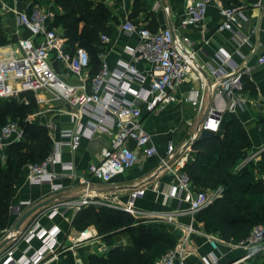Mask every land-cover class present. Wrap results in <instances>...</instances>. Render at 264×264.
I'll list each match as a JSON object with an SVG mask.
<instances>
[{"label":"built area","instance_id":"obj_1","mask_svg":"<svg viewBox=\"0 0 264 264\" xmlns=\"http://www.w3.org/2000/svg\"><path fill=\"white\" fill-rule=\"evenodd\" d=\"M186 1L187 9L179 22L181 27L202 23L209 6L214 2L218 3L223 18L221 28L233 29L236 20L247 18L242 11L243 5L227 6L221 0ZM263 3L264 0L256 2ZM160 6L161 0H153L155 9ZM53 18L54 14L38 2L19 12L20 23L31 31L32 36L18 37L15 42L0 45V97H14L28 103L25 93L32 92L38 103L61 101L70 108L78 127L61 129L58 135L52 136L53 148L50 154L41 162L29 163L25 167L26 180L31 185L49 184L53 194L64 190V181L68 180L72 186H81V192L70 198L55 197L49 206L36 211V218L24 231L9 227L1 230L0 243L10 239L0 249V264H47L59 259L60 254L67 251L72 252L76 258L82 244L97 240L100 241H97L95 251L98 254L108 252L110 246L101 235L92 233L89 227L69 233L67 243H62L63 228L55 221L56 218L62 217L71 223L75 214L89 205L123 210L137 218L151 217L166 223L175 222L184 213L195 215L220 196L223 187L213 191L193 190L190 175L182 170L183 167L180 169L173 164L180 152L173 141L168 143L166 153L160 157L159 170L176 173V183L165 193L164 200L167 203L171 198L177 199L174 210L147 211L139 208L137 200L144 196V186L131 190L129 198L124 200L117 190L103 191L97 184L111 182L115 176L132 168L141 156L159 155V147L152 133L143 127L144 112L153 114L180 100L199 107L203 100L201 90L208 86L209 81H212L214 91L229 100L232 112L235 113L237 107L243 108L248 102L243 76L252 67L240 68L233 55L224 48H220L217 54L220 63L199 65L194 43L187 36L177 37L174 25L152 30L132 23L124 24L126 30L138 31L141 38L136 47L128 49L135 62L120 61L111 70L103 59L100 70L91 76L89 51L84 46L69 48L63 32L50 27ZM235 33L240 40H246L239 30ZM110 40L108 34H101L102 43L108 44ZM103 55L101 53L100 58ZM140 58L150 65L147 72L138 68L136 61ZM55 64L66 67L78 81L67 80ZM258 64L264 65V54L258 57ZM191 74L199 82V88L181 95L179 88ZM134 82L138 83L137 88L133 86ZM128 94L132 98H128ZM83 117L88 121L82 122ZM27 119L33 122L34 115ZM186 124L193 126L191 120H186ZM48 126L53 127L52 123ZM221 126V112L211 105L196 130L190 132L187 142L200 137L204 129L219 132ZM102 133H108L110 141L102 150L100 162L91 163L85 170H80L72 161L62 159L63 147L76 150L85 136L92 139ZM23 137L24 129L18 121L9 120L2 127L0 154L3 159L6 158L5 149L8 144L20 141ZM189 153L188 148L183 152V158H187ZM185 202L187 206H184ZM33 206L32 200H24L13 206V209L23 215ZM44 217L52 222L49 226L42 223ZM185 229L187 234L158 259V264H187V241L194 229L191 224L186 225ZM207 237L213 248L218 249L221 237L213 233L207 234ZM35 240H39V243L35 244ZM232 245L245 251V258L263 252L264 224L254 226L247 238ZM218 261L219 257L212 252L207 264H216Z\"/></svg>","mask_w":264,"mask_h":264},{"label":"crops","instance_id":"obj_2","mask_svg":"<svg viewBox=\"0 0 264 264\" xmlns=\"http://www.w3.org/2000/svg\"><path fill=\"white\" fill-rule=\"evenodd\" d=\"M101 1L108 5L115 16L113 23H111L112 34L109 35L111 40L103 52V58H101L102 61L104 59L108 63L111 70H114L120 61L135 62V59L129 55L128 49L136 47L141 38L138 31L126 30L124 28L126 23L151 29L155 27L157 30L170 27L171 25L176 26L175 34L177 37L187 36L194 43V47L197 50L196 60L199 65H204L208 62L220 63L221 59H219L217 54L220 48H224L233 55L235 63L240 68L252 67L251 71L245 75L248 82L256 86V94H253L249 89L245 90L248 102L243 108L237 107L235 114L243 122L253 145L249 149L247 156L238 161L236 168H242L253 162L257 166V177L264 179V160L262 157L264 136L261 133V124L259 122L260 117L264 114V65L258 64V57L264 54V3L256 4V2L252 3L242 0V11L247 18H239L234 22L233 29H230L220 27L223 18L216 2L209 6L207 16L202 23L181 27L179 22L187 9L186 0H161V6L157 9L153 7V0ZM224 1L221 0L223 4H225ZM29 6L30 3L24 0H0V22L6 27L9 26L10 29L7 32L11 36H32L31 31L19 21V12ZM43 6L53 13L54 16L57 13V9L53 5L43 4ZM238 30L245 36V41L237 37L235 32ZM136 64L143 72H147L150 67L148 62L142 58L138 59ZM55 65L57 70L67 80L70 82L78 81L66 67L59 64ZM133 86L137 88L138 83L134 82ZM196 88H199V82L191 74L182 82L179 92L181 95H186ZM201 93L203 100L199 107H194L191 103L180 100L153 114L144 112L143 127L152 133L153 139L159 147V155L152 157L141 156L132 168L118 174L111 182L97 184L100 190H117L120 197L127 200L131 190L144 186L146 187V192L144 196L137 200L139 208L147 211L174 210L178 203L177 199L171 198L167 203L164 200L165 193L170 186L176 183V173L159 170L160 157L166 153L168 143L173 141L179 151H181L187 142L190 132L196 130L211 105L216 106L222 115V126L219 132L223 130L225 124L234 113L230 110L229 100L214 91L212 81H209L208 86L201 90ZM128 98H132V95L128 94ZM38 105L39 109L31 114L34 115L33 121L46 125L51 132V136L58 135L61 129L78 127L77 120L73 119L70 108L64 102L47 101L38 103ZM186 120H191L193 126L189 127L186 124ZM87 121V118H82V122ZM49 123H52V128L48 126ZM109 141L110 135L108 133L96 134L92 139L85 136L81 146L76 150L63 147L62 159L64 161H72L78 169L85 170L91 163L101 161L102 150L108 146ZM189 149L191 150V147ZM183 157L184 155H180L173 161V164L180 169L188 158ZM180 160L182 163H180ZM64 183L66 188L57 194H53L50 191L49 184H29L26 180V170L24 168L15 184L7 228L16 229V225L22 215L16 213L13 206H17L24 200H32L35 206L46 200H51L52 202L55 197L70 198L80 194L81 186L77 184L72 186L68 180H65ZM193 190L198 189L193 185ZM205 190L213 191L215 189ZM51 202L47 205L49 206ZM187 205L188 203L185 202L184 206ZM37 214L38 212L31 214L22 223L20 229L16 230L24 231L34 221ZM195 215L184 213L179 215L175 222L168 223V227L176 237L177 243L187 234L186 225H193L194 231L191 232L187 241L189 246L187 264H207L209 255L212 252L219 257V261L216 264H264V251L245 258V251L235 248L232 245V241L223 239L219 233L207 231L204 224L199 222ZM41 221L48 226L52 223L45 217ZM55 221L63 228V233L61 234L62 243L66 244L67 235L72 232L75 233L76 229L72 226V222L70 223L62 217L56 218ZM89 228L92 233H98L94 225ZM211 233L219 235L222 239L219 242L218 249H214L208 242L207 234ZM97 241L85 242L78 248V255L75 258L76 264H90L89 254L95 252ZM34 243L38 244L39 240H35ZM47 264H61V258L54 259Z\"/></svg>","mask_w":264,"mask_h":264},{"label":"trees","instance_id":"obj_3","mask_svg":"<svg viewBox=\"0 0 264 264\" xmlns=\"http://www.w3.org/2000/svg\"><path fill=\"white\" fill-rule=\"evenodd\" d=\"M50 4L57 9L50 27L60 29L69 48L84 46L91 57V76L101 68L103 53L108 44L101 34H112L115 16L101 0H24ZM252 3L258 0H243ZM225 5H242V0H225ZM29 6V8H30ZM147 6V5H145ZM151 29V28H150ZM152 30H157L153 27ZM18 40L9 38L0 22V45ZM245 90L256 94V86L243 76ZM28 103L17 98L0 97V132L9 121H18L24 137L0 154V231L9 224L15 184L29 163L41 162L51 152L53 140L49 128L27 118L39 109L34 93H25ZM264 136V114L259 119ZM252 140L243 122L233 113L223 130L200 136L191 145L182 170L187 172L197 189L223 187L220 196L196 213L209 232L219 233L226 240L238 243L247 238L254 226L264 224V179L257 177V166L251 162L237 169L241 158L247 156ZM264 160V151L262 152ZM94 225L110 250L104 254H89L90 264H158V259L177 244L168 223L154 218H137L123 210L89 205L78 211L72 221L77 230ZM61 264H76L72 252L60 254Z\"/></svg>","mask_w":264,"mask_h":264},{"label":"water","instance_id":"obj_4","mask_svg":"<svg viewBox=\"0 0 264 264\" xmlns=\"http://www.w3.org/2000/svg\"><path fill=\"white\" fill-rule=\"evenodd\" d=\"M214 133L213 130L211 129H204L201 136L204 137V136H207L209 134H212ZM198 138H196L194 141H189L186 143V145L183 147V149L179 152L178 156L182 155L183 152L190 148L191 145L197 140ZM51 200H46V201H43V202H40L38 203L37 205L33 206L30 210H28L25 214H23L19 220V222L17 223L16 225V229H20L22 223L33 213H35L36 211H38L39 209L45 207L48 203H50ZM10 238L4 240L3 242L0 243V249L9 241Z\"/></svg>","mask_w":264,"mask_h":264},{"label":"rangeland","instance_id":"obj_5","mask_svg":"<svg viewBox=\"0 0 264 264\" xmlns=\"http://www.w3.org/2000/svg\"><path fill=\"white\" fill-rule=\"evenodd\" d=\"M4 28H5V31H6V33L8 34V36H9V38H11V35L7 32V31H9V26L8 27H6V26H4ZM11 33V32H10ZM176 140H178L177 138H176ZM143 218H146V217H143Z\"/></svg>","mask_w":264,"mask_h":264}]
</instances>
